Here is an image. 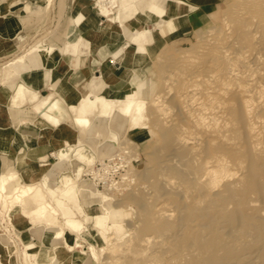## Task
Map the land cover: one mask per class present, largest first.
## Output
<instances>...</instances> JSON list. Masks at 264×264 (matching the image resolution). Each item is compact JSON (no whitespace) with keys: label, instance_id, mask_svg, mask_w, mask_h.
<instances>
[{"label":"bare ground","instance_id":"1","mask_svg":"<svg viewBox=\"0 0 264 264\" xmlns=\"http://www.w3.org/2000/svg\"><path fill=\"white\" fill-rule=\"evenodd\" d=\"M43 1L48 6L53 2ZM117 1L94 0L101 17L99 29H109L117 34L121 31L126 35L127 43L135 42L136 49L142 50L143 39L147 40L144 33L149 29L139 26L140 28L134 27L131 30L122 23L119 18L123 5ZM230 8L224 17L225 28L210 26L209 31L216 33L211 42L205 36L208 29L199 30L198 44L178 50L167 58L164 63L166 67L159 73V88L150 99L143 96L152 91L147 78L141 79L139 72L132 67L115 65L119 73L123 72L133 79L134 85L123 94V99L115 102L99 94H95L93 98L87 95L82 98L78 109L80 112L99 105L98 115L110 111L121 122L138 120L146 113L151 124L162 133L160 150H163L164 156L156 160L151 168L148 167L152 174L148 182L144 180L150 184V191H154L152 200H147L151 196H147V199L145 196L150 191L147 192L144 188V194L138 189L140 186L137 185L140 183L134 187L137 191L129 197L138 206L136 221L130 223V230L125 236L119 239L112 235L107 237L112 248L104 256L106 262L157 264L168 260L173 264H264V0H237ZM137 10L136 6L133 8L134 12L126 8L121 16L134 18L133 13ZM24 19L23 16L22 23ZM166 27L172 29L169 18ZM22 38L23 36L20 37ZM37 47L38 45L30 46L22 54L4 61L0 68V83L16 75L23 68V56ZM45 50L50 53L53 46L48 45ZM140 55L143 56V53ZM134 59L138 60L136 56ZM18 66H21L20 69H17ZM100 74L88 81L91 90L100 88L103 83L97 79L102 76V72ZM27 89L28 86L20 82L16 99H23ZM169 90L171 95L164 100V95ZM170 108L175 110V116L167 119L166 114ZM34 111L40 120L53 124L65 118L64 106L59 102V96L52 93L41 94L34 105ZM18 119L22 122L25 120L23 117ZM72 119L76 124L85 125L86 136L92 138L90 128L93 122L86 115L74 114ZM114 133L116 134V130ZM127 143L132 141L125 136L117 145L111 139L109 143L102 144L104 147L108 146L109 159L113 155L111 152H115L111 151L113 148L117 146L121 153L123 149L129 148L130 144ZM74 145L64 142L56 150H52L54 161L50 162L46 175L55 174V167L61 166L68 159L67 153ZM80 145L88 156L89 145ZM131 145L136 147L135 144ZM71 159L74 165L79 161L76 156ZM123 165L126 166L124 163ZM104 167L106 169V163ZM92 168L89 169L90 176L86 178L96 186V179L101 178L102 173L100 175V172L97 173ZM148 171L145 167L140 172L137 171V174L132 170L127 173L138 175L136 177L139 180L145 174L148 175ZM67 175L69 172L63 171L59 178ZM33 177L34 175L30 176L28 181L17 182L18 175L14 171L0 174V202L6 207L0 216H4L2 221L5 223L4 231L7 232L1 233L2 235L13 237L9 215L15 207L20 208L24 216L38 218H44L48 211L60 209L61 200L56 197L55 203L53 199L46 198V201H40L34 207L23 208L27 198L38 193L36 187L42 182ZM126 182L128 180H123L122 183L126 185ZM142 184L144 187L145 184ZM71 187L72 185L63 188L66 195L70 193ZM105 189H109L108 184ZM105 189L90 196L89 200L95 208L107 213L112 195ZM81 190L85 193L90 191L86 184L82 185ZM126 196L118 203L129 202ZM42 197L38 195L37 198ZM118 203L114 205H119ZM168 204L173 209L168 208ZM59 212L56 214L62 215ZM62 218V225L50 221L45 222L49 224L48 227L45 223L43 226L52 228L54 241L62 239L67 250H71L80 245V241L75 238L69 242L67 233L82 231L84 224L76 216L67 215ZM39 226L42 224L36 227ZM48 231L51 232V229ZM8 243L9 249L14 248L10 238ZM114 249L117 251L113 252ZM30 251L31 248L24 245L21 255L32 256ZM52 252L49 264H60L63 258L62 247L55 244ZM0 264L4 263L0 260ZM27 264L35 263L29 259ZM70 264H79V259L74 258Z\"/></svg>","mask_w":264,"mask_h":264},{"label":"rangeland","instance_id":"2","mask_svg":"<svg viewBox=\"0 0 264 264\" xmlns=\"http://www.w3.org/2000/svg\"><path fill=\"white\" fill-rule=\"evenodd\" d=\"M52 1L53 2H51L49 6L48 4L46 5L44 2H42L38 6H34L35 11L33 12H36L37 14H39L37 25L27 30L26 32H24L25 34L24 37L22 39H19L18 42H14L12 46H10L6 52H3V53L0 52V68L4 61L12 57H15L19 54H22L30 46L38 45L37 49H33L32 51L28 53V54L33 53L34 55H39L41 52L47 53L45 48L48 45L49 46L52 45L55 47L54 53H57L60 50H62V46L64 45V43L68 39H70L73 35L70 33L73 27V23L71 22V11H70L71 0H52ZM118 1H120L123 5V7L120 9V12H121L120 18H119L120 21L122 23H125L127 27L131 29L134 27L136 28L139 27V26H134L132 24L133 19H141L143 21L142 27L150 28L151 34L153 36V39L151 40L149 37V30L145 32L144 36L146 37L147 40L143 39L144 48L142 50L136 49V53L134 54V55H140L143 53V56L140 55L142 62L140 64L141 73L139 74H140L141 79L147 78V80L149 81V84H151L152 91L150 92V94L149 95L143 94V96L148 97V99L154 96L153 93L156 91V89L159 88V84H160L159 79H158L159 73L162 68L166 67L164 63L167 61V58L173 54H176L178 50L189 48L192 44H198L197 42L200 40L199 33H198L199 30L205 31L208 29L209 31L210 26L211 27L218 26L219 28L220 27L225 28L226 23L224 21V17L231 10L230 6L232 4L237 3V0H221L218 3L216 9L211 13L209 17H206V15H203L201 12V9H199L198 7L192 8L191 9V26L190 27L186 26L185 27L186 33L180 35L176 30H173V29H167V33L163 34L159 31L158 26L156 25V20H152V19L146 20L147 16L149 15L151 16V14H153L152 12H156L158 15L167 14L168 10L165 7L160 6L158 9L154 8L155 2H152V0H142L140 1L139 5H138L139 0H138V3H137V0H118ZM169 2L171 1L167 0L164 2V4L168 5ZM74 4L76 5L77 8L79 7L80 11L82 10V11L97 15L98 7L94 3V0L93 2L89 1L87 5H80L77 2H75ZM134 6H136L138 9L137 10L138 12L136 11L135 13H133L135 14L133 15L134 18H125L124 16H121L124 9L130 8L131 11H133ZM109 16H112V14H110ZM162 18H165V15ZM96 19L97 20L94 23L95 25L91 29L96 30L97 32L93 34V38H92L93 41L91 42V45L88 51L85 53H81V55H86V54H91V53L96 54L98 52L101 58H103L106 53L115 52L113 53L114 56H112V61L114 60L119 61L120 57L124 56V54H122V56H119V55L122 52L123 45L127 41L125 39L126 35H124L125 37H122L118 35L117 33H115L114 31L99 30V26L101 25L100 23L101 19L99 18V16H97ZM161 20L162 19L159 18L157 19V22H160ZM163 27H166V22ZM208 31H207L208 34H206L205 32L204 33H205V36L209 37L207 38L209 39V42H211L212 38L215 36L216 33L210 32L211 31L210 30L209 31L210 34H209ZM89 33H91V31ZM119 34L123 35L121 31L119 32ZM149 40H151L149 43L148 42L145 43V41H149ZM4 53H7V55L4 57L1 56V54H4ZM118 56L119 58H117ZM104 61H105V58L101 59L102 68L104 67ZM113 64L115 63L110 62L109 64L106 65V67L114 66ZM21 66L25 68L24 56H23V61L21 63ZM21 66H18L17 68H20ZM102 68L100 69L99 72L96 73L97 75L101 73V71L103 70ZM118 74H120V76L123 77V79H125L127 82V86L125 89L122 90L123 85L126 84L125 81L122 80L114 86L112 85L111 82L115 81L116 79L114 77H109L108 76L110 75L109 72H107L106 74L107 77L109 78L104 79L103 78L104 75L102 73V76L97 78L98 80H101L103 82L100 88L96 90H91L89 85L87 84V86H85L86 88L85 89L83 88V90L81 91V94H78L77 101L71 104L64 103L63 98L61 96L63 92H60L58 90H51V89H48L47 91H45L46 93H52L53 95H58L59 102L64 106L65 118L60 120L59 123L55 124V126L57 125L58 127L62 126L64 128H68L74 131L73 140H68V141L63 140L60 142V144L64 142L65 143L68 142V143L75 144V145L67 153L68 159L61 166L55 167L54 175L52 176L46 175V172L51 166L50 162L54 161V157L52 155H48L46 156L44 160H42V162H45V164H43L41 167L40 166L38 167L35 165V168H39V169L34 170L36 171V174L34 175L33 178L42 180V182H40L36 187L38 188V193L32 194V196H29L27 200L25 201V204H23L22 206L23 208L29 209L31 207L36 206L40 201H46L47 199L48 200L53 199L52 201L54 203H55V197L58 199L60 198L61 200V207L59 206L60 209H56L55 211L54 210L48 211V213L46 214L44 218H38L37 216L30 217V220L32 223L31 228L34 229V231L43 230V229H46L48 231L51 229V233L53 234L54 230L52 228H44L43 224L45 222L54 221L62 225V220H63L62 217H65L67 215L79 217L81 222L84 224V229L82 231L80 232H70L69 231L67 233V237H68L67 239L69 240V242H72L74 241L75 238H77L80 241V245L75 246L71 250H67L66 246L63 245L62 239H58L57 241L53 242V245L58 244L57 242H59L60 244L58 245H60L63 249V255H62L63 258L60 264H70L71 260H73L74 258L79 259V264H112V262L111 263L106 262L107 260L104 259V256H106L109 250L112 248L110 244V240H108L107 237L112 235L114 236V238L119 239L120 237H123L125 236V234L128 233V231L130 230L129 229L130 223L132 224V223H135L136 221V218H137L136 209H138V206L136 205L137 203L131 201V198L129 197V195L135 192L136 190L135 188L138 183H140V185L139 184L137 185V186H140L138 189H141L143 192H145L144 194H146V190L148 192L150 191V189H152V188L149 189L150 184L147 183L148 182L147 180H150L149 176H151L152 174L151 172L148 171V167L151 168V165H153V163H155L156 160L160 159L161 156H164L163 150H160L161 143H162V133L158 128L154 127V125L151 124V122L149 121V116L146 113H144L142 117L138 120L128 119L126 121L121 122L110 111H108V113L98 115L99 110H100L99 105L85 112H80L78 110L80 103L82 101V98L85 95L93 98L95 94H99V95H102L105 99L112 100L115 102L119 99H123V94L127 92L128 90H130L131 86H133L134 84H133L132 76L128 77V75H124L123 72L122 73L118 72ZM106 84H109V85H106ZM170 91L171 90H169V93L167 92V95L165 93L164 100L168 99V96L171 93ZM168 110L169 111L166 114L167 115L166 118L171 119V117L175 116V114H173L175 110L173 111V108H170ZM74 114H84L88 117L90 121L93 122L90 128V133L92 135V138H89L86 136L85 125L76 124L73 121L72 116ZM98 122H101V124ZM115 130H116V134L114 133ZM68 135H71V134H68ZM125 136L128 137L130 141H132V143H127V144L128 145L135 144L134 146L136 147L129 145L128 149L127 148L123 149V151L120 153L118 147L116 146L115 148L111 150V151H115L116 153L111 152V154L113 153V155L110 156L111 158V159L109 158L110 161H107L109 160L107 156L110 155V153L108 154L109 151H107L108 146L106 145L104 147L102 143H109V140L111 139L117 145L120 142V140ZM80 144L89 145L90 149L88 151V156H86L85 153L82 151V148H81L82 145ZM124 150L125 151L128 150V151L125 152ZM129 150H132V152H130ZM129 152L132 155L129 154ZM114 153L115 155H119L118 156L119 158L117 156L115 157ZM123 153H128V154H123ZM123 155H126V156L129 155V156L127 157L124 156L125 157L124 158ZM72 156H76L79 159V161L75 165L73 163V160L71 159ZM120 156L124 158V160ZM104 162L107 164L106 169L104 167V164H105ZM123 163L126 164V166L123 165ZM91 167H93L92 169L96 170L97 173L100 172L99 173L100 175L102 173L101 176L103 178L101 176H100L101 178L97 177L96 181L98 182L96 183V186L90 180L86 178L90 176L89 169H91ZM145 167H147V171L149 172V174L148 175L145 174L144 177L142 176V178L138 180V177H136L138 175H134V174H137V171L140 172ZM113 168H116V169H113ZM127 168H129L130 171ZM125 170H128V171L124 173ZM131 170L134 172V174L131 173L133 175L131 174L129 175V173H127V172H131ZM34 171L31 169L30 171L31 174H33ZM63 171L65 172L68 171L69 175H67L66 177L59 178V174ZM120 176L121 177L123 176L122 179ZM28 180L29 179H22V181L20 180L19 182H24ZM113 180H114V183H113ZM123 180L125 181L128 180L130 185L128 184V182H126V185L123 184L122 183ZM144 180L147 182H145ZM133 181L136 183H134ZM130 182H133V183H130ZM106 183L109 185V189H105L107 187ZM121 183L123 185H121ZM142 183L145 184L144 187ZM85 184L90 190V191H87V193L81 190L82 185H85ZM69 185H72V187H71L70 193H67L68 195H66L65 194L66 192L63 191V188ZM112 185H114L115 187L113 188ZM133 188L134 190H132ZM104 189L109 191V193L112 195L107 205L108 206L107 213L106 212L104 213V211L102 210L100 211L97 208H95L94 205H92V203L89 200L90 196L97 194L99 190H104ZM150 192L148 193V195H145L146 199L151 196L147 200L149 199L152 200V197H153L152 194L154 193V191L151 193ZM58 193L59 194L61 193V194L59 195ZM45 194L47 197L45 196ZM38 195H42L43 197L38 199L37 198ZM85 196H86V199H84ZM124 196L128 197L129 202L127 203L124 202V203L119 204L118 203L119 200L122 199ZM117 203L119 205H114ZM168 205L170 206V207L168 206V208L173 209V206H171V204H168ZM4 209H6L5 205L2 202H0V212H1L0 215L2 214V211ZM12 210L10 211L9 219L10 220L12 219V221H10V225L13 228V230H10V232L13 234V235L11 234L13 237H9L8 234H5V235L1 234V233L3 234L7 233V232L4 231L5 223L2 221L4 216L3 217L0 216V223L3 224V225L2 224L0 225V235H1L0 243L7 245L8 238H10L14 245V248L12 247L10 249L9 254H8V250L5 249L6 254H8V257L10 258L9 263L10 264H19V263L22 264L24 262L23 264H27L28 260L30 259L35 264H49L51 260V256L53 254L52 252L53 245L51 249L44 251L46 248L40 247L39 246L40 243H38L34 247V249H32L31 239L26 236L24 237L23 236V234H25L24 232L20 233L18 231V229L22 228V226L18 222L17 217L12 216L11 214ZM57 210H59L60 212ZM56 211L61 213L62 215L56 214L57 213ZM39 224H42V226L36 227ZM45 224L46 226L49 225L47 223ZM41 233L42 232L37 233L35 237L39 239V237L41 236ZM50 238L51 236L49 237V239H47V241H49ZM114 238L112 237L111 239L113 240ZM47 241H45V243ZM24 245L31 248L30 252L33 255L28 256L29 259L24 254L21 255V253H23L21 252V249H22V246ZM116 251L117 250L114 249L113 252H116ZM164 261H166V264L172 263L168 260H163L162 263H157V264H165Z\"/></svg>","mask_w":264,"mask_h":264},{"label":"crops","instance_id":"3","mask_svg":"<svg viewBox=\"0 0 264 264\" xmlns=\"http://www.w3.org/2000/svg\"><path fill=\"white\" fill-rule=\"evenodd\" d=\"M89 1L93 2V0H71L70 11L73 27L69 31L73 35L64 43L62 50L54 53L55 47L53 46L51 53L41 52L39 55L30 53L24 56L25 68H17L20 70L16 75L12 76L8 81L0 83V174L14 171L19 175L17 182L22 181V179H30V175H35L36 171L34 170L39 169L35 168V165L41 167L42 163L45 164L42 160L46 156L51 155L58 148L61 141L74 139V131L71 129L62 126L58 127V125L55 126V124L49 121L38 118V115L34 111V105L41 94L46 93L45 91L48 89L58 90L63 92L61 96L64 103H75L78 94H81L83 88H86L85 86L88 81L92 77L97 76L96 73L102 68L101 59L104 58V67L101 71L104 75L103 78L114 77L116 80L111 82L114 86L122 80L126 82L118 74V71L115 70L116 66L132 67L141 73L140 64L142 61L141 59H138V61L134 59L135 56L136 58L140 57V55H134L137 48L135 42H125L121 52V56L122 54L124 56L120 57L119 61H112V56H114L113 53L115 52L106 53L103 58H101L98 52L96 54L81 55V53L87 52L90 48L93 34L97 32L91 28L95 25L96 17L99 16L100 19L101 17L98 14V10L97 15L80 11L79 7L77 8L74 3L87 5ZM140 1L142 0H139L138 5ZM165 1L167 0H152V2H155L154 8L158 9L160 6H163L168 10L167 14L158 15L156 12H152L153 14L147 16L146 20H156L159 31L166 34L168 28L163 26L167 18H169L173 26L172 29L182 35L186 33L185 27L191 26L192 8L198 7L201 9L203 15L209 17L221 0H170L171 2L168 5L164 4ZM42 2L44 1L0 0L1 53L6 52L14 42H18L20 37H24V32L37 25L39 14L33 12L35 11L34 6L40 5ZM164 15L165 18H162ZM23 16L25 17L24 23H22ZM159 18L162 20L157 22ZM132 24L142 26L143 21L141 19H133ZM148 29L149 37L152 40L151 30L150 28ZM99 30L108 31L109 29ZM90 31L91 33H89ZM118 35L125 37L122 34ZM125 39L128 41L127 37ZM151 40L145 41V43H149ZM6 55L7 53L1 54L3 57ZM110 62L115 63L113 64L115 67H106ZM107 72L110 73L109 77L106 75ZM20 82L28 86V89L25 91V97L21 100L16 99V92ZM126 86L127 82L123 85L122 90ZM19 117H23L25 119L24 122L20 121ZM31 169L34 171L33 174L30 172ZM11 214L17 217L18 222L22 226L18 231L20 233L24 232L23 236L31 239L32 249L38 243H40V247L46 248L44 251L51 249L55 240L54 234L46 229L34 231L31 228L30 217L24 216L20 208L16 207L12 210ZM39 232L42 233L39 239H37L35 235ZM50 236V240L47 241ZM45 241L47 242L45 243ZM57 243L60 244L59 242ZM5 249L8 250L9 254V243L7 245L0 243V260L4 264H10V258L6 254Z\"/></svg>","mask_w":264,"mask_h":264}]
</instances>
